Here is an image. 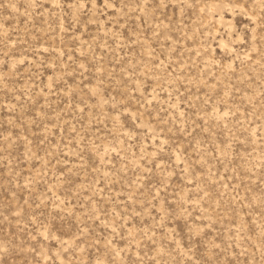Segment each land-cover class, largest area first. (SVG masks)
I'll return each mask as SVG.
<instances>
[{
  "label": "rangeland",
  "instance_id": "374dc122",
  "mask_svg": "<svg viewBox=\"0 0 264 264\" xmlns=\"http://www.w3.org/2000/svg\"><path fill=\"white\" fill-rule=\"evenodd\" d=\"M0 264H264V0H0Z\"/></svg>",
  "mask_w": 264,
  "mask_h": 264
}]
</instances>
